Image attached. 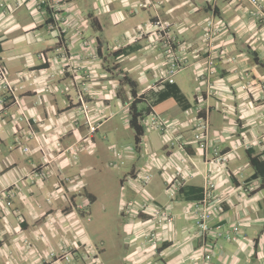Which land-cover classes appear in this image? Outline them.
I'll use <instances>...</instances> for the list:
<instances>
[{
    "label": "crops",
    "instance_id": "1",
    "mask_svg": "<svg viewBox=\"0 0 264 264\" xmlns=\"http://www.w3.org/2000/svg\"><path fill=\"white\" fill-rule=\"evenodd\" d=\"M3 1L0 64L15 95L0 89V264H193L200 246L195 200L179 193L172 199L166 190L177 170L183 186L214 182L211 192L224 201L213 234L229 231L233 238L214 241L209 264H263L264 180L250 159H264V19L252 15L250 0H151L144 8L138 0H61L57 8ZM156 18L188 49L177 74L187 71L190 81H177V74L165 80L168 35L146 25ZM208 19L220 27L210 51L203 37ZM124 48L131 50L111 56ZM124 75L135 82V96ZM168 84L180 88L186 107ZM134 99L145 134L140 152L128 146L130 152L117 151L110 162L118 167L126 158L128 169L120 177V251L109 259L108 243L95 235L96 225L90 228L95 216L84 195L90 168L84 160L97 163L96 140L109 137L114 118L130 126ZM151 114L170 123L168 129L152 128ZM201 116L209 123L207 148L231 151L226 165L209 162L206 147L194 140ZM45 164L47 177H35ZM139 173L153 177L143 184ZM146 201L151 206L143 211ZM154 206L173 222L157 225Z\"/></svg>",
    "mask_w": 264,
    "mask_h": 264
},
{
    "label": "built area",
    "instance_id": "2",
    "mask_svg": "<svg viewBox=\"0 0 264 264\" xmlns=\"http://www.w3.org/2000/svg\"><path fill=\"white\" fill-rule=\"evenodd\" d=\"M13 1L18 2L19 0H13ZM138 1H139V6L141 8L147 7L151 3V0L148 1L138 0ZM60 2L61 0H37L36 6L37 8H40L43 5L51 4L53 8L55 7L57 8ZM250 2L254 6L252 15L264 19L263 1L250 0ZM0 6L7 9L6 3L3 0H0ZM56 10L54 9L55 20L59 18V13ZM146 25L149 27H153V29L155 28L156 30L161 31V33L165 35L166 34L168 35L167 39L165 40V43L169 47L168 55H167L168 67L166 69L165 80L169 81L185 67L186 63L183 58V53H186L188 49L178 42L176 36H172L169 34L170 32L169 26L166 23H164L162 20L158 18L152 19ZM55 26L56 24L52 23L50 27L54 28ZM219 31H220V27L218 24L215 23V20L208 19L206 21L203 37L208 44L207 46L208 51L213 49L212 43L216 39ZM85 43L87 44V42ZM0 89H2L4 92L11 95L12 97H14L15 95L14 88H12L11 83L8 80L7 73L1 64H0ZM79 101L81 104L82 112L84 113L86 118V124L90 128L91 132H95L97 126L92 123L91 116L89 114V105L84 99L83 92L79 93ZM4 102H5L4 98L0 99V105L3 104ZM169 124L170 123H168L158 115L151 114L149 117V125L152 128L165 127L168 129ZM195 128L196 129L193 138L196 142L200 143L202 147H206V152L209 157L208 161L216 165H226L229 162L231 151H224L218 148H213V149L207 148L208 146L206 141L209 130L208 129L209 123L207 117L206 116L199 117L198 121L196 122ZM180 144L182 146H185L186 143H180ZM24 150L28 151V148H25ZM181 161L186 162L185 159H182ZM45 174H46L45 170H37L34 176L39 179H44ZM181 175H182L181 171L177 170L173 179L169 180L167 183L166 190L168 191L169 196L172 199L176 197L178 190L183 186L182 182L177 181ZM152 177L153 174L151 173H139L138 175L139 180L143 184L149 183ZM215 187L216 184L214 182L209 181L206 187L204 188L203 198L195 201L194 207L192 209L196 215L195 226L197 228V234L200 240L199 254L194 255L191 259L193 264H209L212 257V248L214 241L218 238H225V239L233 238L232 233H229V231L222 232L221 230H218L213 234V228H212L213 219H215L225 209L223 199L211 192ZM7 204L10 205L11 202L9 201L7 202ZM150 206H151L150 203L146 201L141 206V208L143 209V211H146L147 209H149ZM154 207L155 208L154 211H152V215L154 216L157 225L171 224L173 222L174 216L170 212L166 210H162L160 209V207L157 206ZM238 224L240 225V223ZM238 224L233 227L234 232L239 227ZM148 238L155 244L157 240L156 231H151L148 234Z\"/></svg>",
    "mask_w": 264,
    "mask_h": 264
},
{
    "label": "rangeland",
    "instance_id": "3",
    "mask_svg": "<svg viewBox=\"0 0 264 264\" xmlns=\"http://www.w3.org/2000/svg\"><path fill=\"white\" fill-rule=\"evenodd\" d=\"M108 28L112 31L111 21H109ZM115 29L117 32H120L123 29V24L117 25ZM181 78H186V80L190 81L187 71H183L179 75L177 74L176 80L178 81ZM123 121L120 117L114 118L112 120V133L109 134V137L96 140L95 155L97 156V163L94 164L96 157L84 160V164L90 165L88 171H85L89 186L86 188L88 193L85 191L84 195L89 199L90 203H93L94 208L91 207V209L95 216L94 220L90 223V228L92 229L96 225L98 229L95 235L102 236L108 243L111 252L109 259L112 258V252L116 253V250H119L118 244L122 235V221H120L121 216L118 205L119 198L123 194L120 177L128 169L125 166L126 158L123 160V164L119 162L118 167L110 165V162H116L118 152L121 156L124 152L125 154L126 152H130L128 150L131 149L128 146L136 148L134 130ZM169 146L171 148L178 147L173 140H171ZM136 151L140 152V150ZM91 195L95 197L93 200L90 199Z\"/></svg>",
    "mask_w": 264,
    "mask_h": 264
},
{
    "label": "trees",
    "instance_id": "4",
    "mask_svg": "<svg viewBox=\"0 0 264 264\" xmlns=\"http://www.w3.org/2000/svg\"><path fill=\"white\" fill-rule=\"evenodd\" d=\"M131 49L129 48H124V49H119L118 51H115L112 55H120V54H125L129 53ZM109 70H112L110 66H107ZM123 83H128L130 86H132V93L135 96L136 95V87H135V82L130 79L127 75H124L123 78ZM169 85V84H168ZM170 87L172 86L174 88L173 90V96L174 98L184 107L188 105L187 103V98L185 95L182 93L179 87L176 85L170 84ZM171 87V88H172ZM172 88V89H173ZM140 102V99H134L130 106V126L134 130L135 133V144H136V149L140 150L142 146V139L145 134L144 130V125L142 123L144 119V112L138 110L137 108V103ZM251 164L253 165L255 169V174L256 176H260L264 180V159H258V158H251L250 159ZM37 170H45V178L49 174V167L48 164L40 166ZM178 193L185 199L187 200H200L204 196V189L202 187H195V186H182L176 195ZM95 197L91 196L90 199H94Z\"/></svg>",
    "mask_w": 264,
    "mask_h": 264
}]
</instances>
